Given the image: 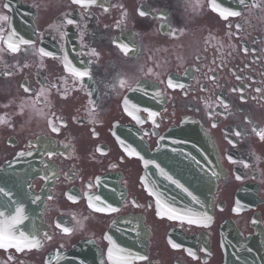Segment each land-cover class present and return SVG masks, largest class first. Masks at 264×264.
Listing matches in <instances>:
<instances>
[{"label": "flooded vegetation", "instance_id": "obj_1", "mask_svg": "<svg viewBox=\"0 0 264 264\" xmlns=\"http://www.w3.org/2000/svg\"><path fill=\"white\" fill-rule=\"evenodd\" d=\"M14 1L28 34L12 30ZM184 118L206 130L223 168L208 226L157 217L131 155ZM29 150L49 237L0 246V264H45L82 239L105 251L104 232L127 214L150 232L136 264H221L225 220L264 233V0H0V168ZM106 195L120 198L116 210L90 206Z\"/></svg>", "mask_w": 264, "mask_h": 264}, {"label": "water", "instance_id": "obj_2", "mask_svg": "<svg viewBox=\"0 0 264 264\" xmlns=\"http://www.w3.org/2000/svg\"><path fill=\"white\" fill-rule=\"evenodd\" d=\"M185 128L193 131L192 134H183L188 139L186 143L166 142L160 152L151 156L155 164L151 175L155 177L162 201L173 215L202 219L210 212L211 194L220 168L210 140L196 125L187 124ZM27 161L31 162L32 158ZM19 178L22 180L24 176ZM4 185L11 191L7 192V197L0 199V239L15 241L24 246L34 243L38 239L40 206L31 194L23 192L24 183L18 179ZM137 222L130 216L121 218L111 226L107 235L120 241L119 245L126 251L134 252L133 249L138 250L143 245L139 231L136 230ZM10 224L14 225L11 233L7 231ZM225 227L228 230L226 238L233 244V252L231 256L227 255L224 264H264L260 237L253 236L249 241H244L232 226ZM99 256L92 244L82 242L67 253L54 254L49 264H97L96 257Z\"/></svg>", "mask_w": 264, "mask_h": 264}, {"label": "snow or ice", "instance_id": "obj_3", "mask_svg": "<svg viewBox=\"0 0 264 264\" xmlns=\"http://www.w3.org/2000/svg\"><path fill=\"white\" fill-rule=\"evenodd\" d=\"M241 2H243V0H241ZM229 14H230V15H239V13H237V12H230ZM69 23H71V21H69ZM79 75L83 76V75H86V73H79ZM179 87H183V85H179ZM13 226H14V225H12V224L9 225V227H8V229H7V231H8L9 233H11V229H12ZM12 239H14V237H12Z\"/></svg>", "mask_w": 264, "mask_h": 264}]
</instances>
